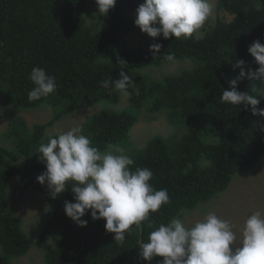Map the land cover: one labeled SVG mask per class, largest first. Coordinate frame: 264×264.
<instances>
[{"label": "trees", "instance_id": "16d2710c", "mask_svg": "<svg viewBox=\"0 0 264 264\" xmlns=\"http://www.w3.org/2000/svg\"><path fill=\"white\" fill-rule=\"evenodd\" d=\"M143 2L117 0L106 16L93 15L89 22L87 0H0V107L34 110L48 105L53 110L51 121L32 127L14 117L8 135L14 147L0 145V264H12L34 246L7 202L14 179L24 183L22 195L33 188L47 200L50 210L34 246L46 249L54 243L47 248L44 264H159L163 257L151 262L140 257L139 242H147L151 231L182 210L190 213L211 202L239 173L251 171L263 159L264 117L254 116L243 104H221L220 96L224 89L231 90L229 81L240 73L239 68L233 70L236 60L246 62V72L259 68L248 48L256 40L264 44V0H218L216 19L201 37L176 40L161 35L129 48L124 42L134 28L129 14ZM153 43L162 45L160 53L149 50ZM168 54L193 67L161 80L146 74L171 63L164 58ZM118 60L127 64L118 65ZM34 67L54 76L57 87L48 97L30 102ZM121 67L134 84L128 87L127 108L116 111L109 107L124 95L104 89L101 82L119 79ZM253 83L264 90V84L246 79L237 90L254 94ZM257 98L258 108L264 109V98ZM99 105L104 108L88 119L83 132L101 151L109 144L130 149V133L144 109L166 114L168 123L183 131L181 136H154L143 149L130 153L131 170L150 169V184L167 189L170 202L150 213L140 228L133 225L123 245L106 231V220L91 217V210L81 218L87 220L86 227L66 215L65 201L75 202L71 189L52 199L46 183L37 181L46 171L37 149L48 142L49 134H57L49 130Z\"/></svg>", "mask_w": 264, "mask_h": 264}, {"label": "clouds", "instance_id": "9594fccd", "mask_svg": "<svg viewBox=\"0 0 264 264\" xmlns=\"http://www.w3.org/2000/svg\"><path fill=\"white\" fill-rule=\"evenodd\" d=\"M98 14L106 16L117 0H95ZM213 11L210 0H144L136 9L135 25L152 38L163 36L176 40L188 39L203 27ZM162 45L153 43L149 50L155 55ZM259 68L245 71V61L236 60L233 70L240 73L229 81L231 90L224 89L220 96L221 104L250 107L254 116L264 117V109L258 108L264 98V90L253 83L251 92L241 93L237 85L241 80L264 84V44L256 40L248 48ZM169 62L175 56L164 57ZM118 65L127 64L118 60ZM29 79L34 87L28 92L30 102L38 101L54 93L56 79L39 67H34ZM134 81L121 67L119 79H106L101 87L129 95L128 87ZM111 94V91L110 93ZM40 161L46 171L37 181L47 184L52 199L67 189L72 183L75 202L65 201L66 215L80 227L87 226L81 219L91 210L94 220H106L105 229L114 233V241L123 245L126 234H131L133 225L140 228L150 213L158 212L170 198L167 189L156 190L150 180L153 172L148 168L137 167L131 170L133 159L123 147L109 144L101 151L83 134V129L73 127L67 132L49 134L48 142L37 149ZM21 161L23 159H20ZM188 213L183 211L167 224L161 223L151 231L147 242H139V255L151 262L154 257H163L159 264H264V212L255 211L244 221L239 231L231 220L218 216L213 211L204 214L191 226L186 225ZM239 242V243H237Z\"/></svg>", "mask_w": 264, "mask_h": 264}, {"label": "rangeland", "instance_id": "374dc122", "mask_svg": "<svg viewBox=\"0 0 264 264\" xmlns=\"http://www.w3.org/2000/svg\"><path fill=\"white\" fill-rule=\"evenodd\" d=\"M87 2L88 14L90 15L89 22H91V17L98 13V8L95 0H87ZM210 2L213 8L212 14L203 27L193 34L197 38L201 37L204 33L203 31L207 29L208 26L212 25L216 19L218 0H210ZM129 16L134 24L132 32L124 37V42L129 48H135L141 42L154 39L146 33H143L140 28L135 25L136 13H130ZM192 67V62L174 61L161 68H152L146 71V74L153 79L161 80L168 75H179ZM127 106L128 96H123L118 105H111L109 108L121 111L126 109ZM103 108L104 106L99 105L80 110L55 125L49 130V133L58 134L67 132L73 127L84 129V125L88 119ZM14 117H22L26 120L27 124L32 127L35 124H46L51 121L53 110L48 105L34 110H24L16 106L0 107V145L10 149L14 147L12 140L8 136L10 122ZM83 134L87 136L85 132H83ZM182 134V130L172 127L168 123L166 114L155 115L144 109L140 114L138 123L130 133L131 148L124 149L126 154L130 155L132 151L143 149L146 142L154 136L168 138L174 135L181 136ZM23 186L24 183L21 180H12L7 191V202L14 207L16 215L21 218L23 222L22 228L31 238L35 246L44 229L47 214L50 209L45 197L33 188L27 191L24 190V194L22 195L21 189ZM45 187L46 190L50 192L47 184ZM69 189H72L71 182L68 183L65 191ZM258 210L264 212V157L251 171L239 173L225 192L219 194L211 202L203 204L195 211L188 213L187 217H183L182 219H185L187 226H191L197 220L203 219L206 212L213 211L218 216L231 220L233 224L236 225L235 230L239 231V229L243 227L247 217ZM52 245H54L53 242H51L48 247ZM34 246L27 255L13 258L11 260L12 264H44V258L48 247L46 249H39Z\"/></svg>", "mask_w": 264, "mask_h": 264}]
</instances>
